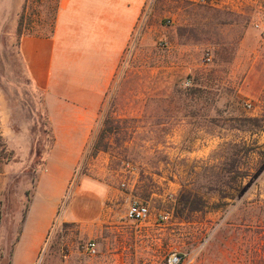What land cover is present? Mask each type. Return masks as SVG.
<instances>
[{"label": "rangeland", "instance_id": "obj_1", "mask_svg": "<svg viewBox=\"0 0 264 264\" xmlns=\"http://www.w3.org/2000/svg\"><path fill=\"white\" fill-rule=\"evenodd\" d=\"M59 1L0 0V264H168L173 253L182 264L264 259V0L166 5L164 16L144 19L94 131L110 123L101 153L110 175L85 148L67 187L72 165L49 160L52 125L19 50L23 37L53 32ZM121 93L131 97L126 109ZM185 120V144L174 147ZM169 149L178 186L166 193L154 179ZM127 164L147 179L143 223L127 218L140 200L101 211L80 197L84 180L113 178L112 170L126 191ZM184 195L199 210L184 208Z\"/></svg>", "mask_w": 264, "mask_h": 264}, {"label": "crops", "instance_id": "obj_2", "mask_svg": "<svg viewBox=\"0 0 264 264\" xmlns=\"http://www.w3.org/2000/svg\"><path fill=\"white\" fill-rule=\"evenodd\" d=\"M224 1L235 3L236 0ZM197 2L199 0H60L50 35L21 39L19 50L27 76L31 86L42 93L52 125L54 148L49 160L57 156L60 162L72 165L64 187L70 183L82 161L84 149L93 139L96 124L105 112L111 98L110 90L123 70L124 58L132 47L139 24L150 16H164L168 13L164 11L166 5ZM118 96L126 109V101L131 97L127 93ZM123 115L125 117L126 113ZM190 126L191 122L185 120L176 127L171 143L174 147L185 144L183 134ZM101 153L96 156L95 167L110 175L109 163ZM168 153L172 163L154 179L166 193L178 186L175 182L178 178L170 169L178 155L171 149ZM190 155V152H182V157ZM49 173L47 167L42 176ZM114 174L112 170L113 178ZM113 178H87L81 183L80 197L92 196L101 211L106 205L116 204L120 198L127 202L142 201L140 192L146 187L147 179L136 173L127 177L122 175L120 180L123 182L128 178V188L121 191ZM156 196L159 195L152 192L151 198ZM74 215L70 217L74 218Z\"/></svg>", "mask_w": 264, "mask_h": 264}, {"label": "built area", "instance_id": "obj_3", "mask_svg": "<svg viewBox=\"0 0 264 264\" xmlns=\"http://www.w3.org/2000/svg\"><path fill=\"white\" fill-rule=\"evenodd\" d=\"M203 3H210L213 4L216 2V0H202ZM257 27L262 28L264 32V25L261 27L260 25H257ZM212 59L210 56L207 57V62H211ZM190 85V83H188ZM128 171L134 173L135 168L131 164H127ZM125 186V185H123ZM150 217V209L148 205L141 203L139 201H136L132 203L129 206V209L127 211V218L133 222L136 223H143L148 220ZM86 249L88 253L92 256H94L97 253V245L95 242H90L87 244ZM183 263V257L179 255L178 253H173L168 260V264H182Z\"/></svg>", "mask_w": 264, "mask_h": 264}, {"label": "trees", "instance_id": "obj_4", "mask_svg": "<svg viewBox=\"0 0 264 264\" xmlns=\"http://www.w3.org/2000/svg\"><path fill=\"white\" fill-rule=\"evenodd\" d=\"M109 124L110 123L108 122V126L104 130H101L97 137H95L94 134L92 141L90 142L89 146L86 149L87 154L91 153L90 157H96L99 153L107 152L109 150V145L105 143L107 134L112 132V130L109 128ZM0 139H2L1 132H0ZM181 202L184 203V208L191 206V208L194 211L199 210L201 206V205L199 206L197 205L196 207V202L192 201L190 197H187V195L183 196ZM255 264H264V259L257 260Z\"/></svg>", "mask_w": 264, "mask_h": 264}]
</instances>
